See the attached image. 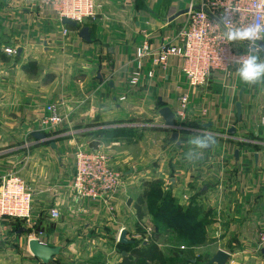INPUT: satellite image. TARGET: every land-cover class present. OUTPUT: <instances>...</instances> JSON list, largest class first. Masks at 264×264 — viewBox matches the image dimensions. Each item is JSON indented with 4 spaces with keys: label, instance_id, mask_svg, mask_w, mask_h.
Returning a JSON list of instances; mask_svg holds the SVG:
<instances>
[{
    "label": "crops",
    "instance_id": "1",
    "mask_svg": "<svg viewBox=\"0 0 264 264\" xmlns=\"http://www.w3.org/2000/svg\"><path fill=\"white\" fill-rule=\"evenodd\" d=\"M96 2V18L75 28L40 0H0L6 35L0 43V180L16 172L33 194L28 220L0 221V264H118L128 254L119 242L123 228L139 242L142 230L152 237L164 224L161 217L169 224L178 208L196 203L210 210L207 237L217 251L231 257L261 249L264 258V83L246 84L235 68L213 72L205 86L194 88L178 57L164 66L136 58L146 41L153 48L172 43L187 12L171 18L202 0ZM82 27H88L89 41L79 35ZM30 62L36 72L24 69ZM137 70L142 78L131 85ZM51 102L61 105L64 120L48 129ZM163 106L175 113V128L165 126ZM151 128H161L160 140L149 135ZM204 133L216 143L201 150L189 142ZM78 147H102L121 171L122 186L111 199L94 201L73 191ZM152 184L171 198L168 205L157 199L154 217L145 214ZM145 190L139 218L136 203ZM32 235L59 253L42 261L29 248Z\"/></svg>",
    "mask_w": 264,
    "mask_h": 264
},
{
    "label": "built area",
    "instance_id": "2",
    "mask_svg": "<svg viewBox=\"0 0 264 264\" xmlns=\"http://www.w3.org/2000/svg\"><path fill=\"white\" fill-rule=\"evenodd\" d=\"M50 6L61 18L71 19L81 24L86 19L97 16L96 0H40ZM187 19L178 30L172 43H161L153 48L147 41L137 46L136 58H153V64L164 66L170 57H178L181 70L192 87L207 84L211 73H230L238 65L233 58L246 54L245 48L226 41L221 18L231 20L236 25L248 23L264 24V2L262 0H202L200 9L190 8ZM68 30L65 29L64 33ZM7 53H15L12 48H5ZM150 70L148 76L152 77ZM142 75L134 71L129 78L131 85H137ZM187 103V96L182 98V107ZM46 126L52 128L61 124L64 116L55 104L47 106ZM74 176L72 189L80 198L99 200L111 199L118 191L122 175L109 164V157L100 147H78L74 152ZM31 189L24 180L13 172L6 173L0 180V221L19 219L28 220L32 212ZM54 217L58 216L52 210ZM264 246V231L259 235ZM31 239H37L32 235Z\"/></svg>",
    "mask_w": 264,
    "mask_h": 264
},
{
    "label": "rangeland",
    "instance_id": "3",
    "mask_svg": "<svg viewBox=\"0 0 264 264\" xmlns=\"http://www.w3.org/2000/svg\"><path fill=\"white\" fill-rule=\"evenodd\" d=\"M5 40H6V35L0 29V43ZM12 49H15V48H12ZM15 50L16 52L11 53V54L7 53L5 50L4 51L7 54L13 55L17 53V49ZM196 88H200V86ZM49 104L57 105L60 113L64 116L63 111L61 109V105L58 103H52V102L46 105V108H45L46 113H47L46 116H48L49 114L47 110V106ZM160 129L161 128H155V129L151 128L150 129L149 135L150 136L152 135L151 137L153 138V140L157 141L161 139ZM107 156L109 157L108 154ZM118 172L121 173V171L119 170ZM13 173H16V172H13ZM121 186H122V180H121V185L119 189L121 188ZM152 186H154V188H152L154 190L150 192L151 202L149 203L148 212L146 209L145 214L153 215L154 217L153 212H155V207H156L155 202L157 201V199H160L162 197L163 199H165L166 196H168V194L167 195L164 194L165 191H162L161 188L156 187L155 184H152ZM195 205L197 207V213H196V216L194 217V222L190 225L192 227L194 226V231L192 230V227L190 228L189 226L186 225V222L182 224L183 225L182 227L180 226L177 227L178 224H176L175 226L176 228L174 226L173 227L169 226V224L165 222L164 223L165 225L163 224L162 226H159L157 228V234H159V237L157 240L161 244V247L163 249V255H164V261L162 264H209L210 259L217 252V246L211 241L210 238L208 239L207 237V229L210 228V225L212 223V219H210L208 216V215L211 216L210 210L203 208V206H200L199 203H196ZM191 206L189 208H192ZM19 220H25V219H19ZM153 226H154V221H153L152 227ZM188 227L190 228L189 230L187 229ZM186 230L188 231L186 232ZM149 232L148 231L146 232V229L142 230L141 238H139L140 239L139 242H142V240L144 239L150 240L151 235L148 234ZM254 253H255L254 254L255 256L245 255L244 253H239L238 255L231 256L226 264H261L263 263L262 261H260V259H258V258H261V260L264 259L262 250L260 249L259 252L257 250V252H254ZM158 264H161V263H158Z\"/></svg>",
    "mask_w": 264,
    "mask_h": 264
},
{
    "label": "clouds",
    "instance_id": "4",
    "mask_svg": "<svg viewBox=\"0 0 264 264\" xmlns=\"http://www.w3.org/2000/svg\"><path fill=\"white\" fill-rule=\"evenodd\" d=\"M220 23L224 26L223 35L227 42L246 44V54L233 58V64L238 65L237 76L249 85L264 83V24L236 25L223 17ZM189 142L202 150L214 145L216 138L210 133H204Z\"/></svg>",
    "mask_w": 264,
    "mask_h": 264
},
{
    "label": "trees",
    "instance_id": "5",
    "mask_svg": "<svg viewBox=\"0 0 264 264\" xmlns=\"http://www.w3.org/2000/svg\"><path fill=\"white\" fill-rule=\"evenodd\" d=\"M31 67L32 72H36V64L34 62H30L26 65H24V69H29ZM147 197V191L145 190L138 198V201L136 203V209H137V215L139 218H142L143 213V204L144 199ZM171 198L166 197L164 199V204H169L171 201ZM166 206V205H165ZM192 208H189L182 212L181 208H178L175 213L173 214L172 220L169 222V226L175 227L176 224L177 227H182L183 223L186 222V225L190 226L194 222V217L197 213V207L191 206ZM199 210V209H198ZM162 223L167 222L166 217H161L160 219ZM187 228L188 230L190 228ZM176 228V227H175ZM186 230V232L188 231ZM192 230L194 231V226L192 227ZM159 237V234L155 233L151 237V241L148 242H133L132 244H120L122 248L127 251V255H121V260L118 264H158L163 263L164 261V255L163 250L158 246L156 242V238Z\"/></svg>",
    "mask_w": 264,
    "mask_h": 264
},
{
    "label": "water",
    "instance_id": "6",
    "mask_svg": "<svg viewBox=\"0 0 264 264\" xmlns=\"http://www.w3.org/2000/svg\"><path fill=\"white\" fill-rule=\"evenodd\" d=\"M193 9H200V6H195L192 7ZM188 12V10H182L179 11L174 17L171 18V20H173L175 17ZM62 22L66 25H70L72 27L75 28H79L78 23L68 19V18H62ZM79 35L86 41L90 40V32L88 27H82L80 28L79 31ZM159 114L161 115V117L164 119L165 121V126H167L168 128H175V113L173 112V110L168 107V106H163L160 110H159ZM241 117V107L240 105H238V118ZM235 128H231L229 130V133H235ZM34 137L38 138V139H44L47 140L48 137L46 136V134L41 133V132H35L34 133ZM178 134L175 132L172 136V138L175 140L177 139ZM52 146H55V144H53ZM235 156L238 157V152H235ZM119 242L121 244H132L133 241L129 240L127 238V230L125 228H123L120 232L119 235ZM29 248L31 250V252L37 256L38 258H40L42 261L44 262H49L56 254L59 253V248L57 247H50L47 246L43 243H41L38 239H31L29 241ZM124 255H126V253H124ZM230 258V253L219 249L210 259L209 264H226L228 262Z\"/></svg>",
    "mask_w": 264,
    "mask_h": 264
}]
</instances>
